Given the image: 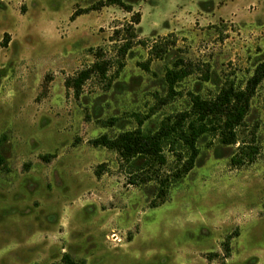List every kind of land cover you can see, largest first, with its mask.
Returning a JSON list of instances; mask_svg holds the SVG:
<instances>
[{"label":"rangeland","instance_id":"1","mask_svg":"<svg viewBox=\"0 0 264 264\" xmlns=\"http://www.w3.org/2000/svg\"><path fill=\"white\" fill-rule=\"evenodd\" d=\"M124 1L0 0V264H264V79L241 132L256 131V160L234 165L239 143L207 134L164 197L93 143L245 88L264 64V0ZM98 62L106 77L77 93ZM173 69L187 75L171 88ZM165 154L171 176L186 158Z\"/></svg>","mask_w":264,"mask_h":264},{"label":"trees","instance_id":"2","mask_svg":"<svg viewBox=\"0 0 264 264\" xmlns=\"http://www.w3.org/2000/svg\"><path fill=\"white\" fill-rule=\"evenodd\" d=\"M106 4H117L126 8L127 11H131V7L124 0H107ZM135 21H140L139 15ZM8 38L9 34H6L0 47L7 46ZM129 44L127 41L124 44V49L130 47ZM94 72L106 77L107 62L96 63L94 68L83 70L74 79L73 85L77 93ZM185 75L187 73L184 69L170 70L168 80L171 88ZM263 79L264 64L256 69L245 88L230 82L221 88L214 98L207 99L196 95L192 98L189 110L180 112L174 119L164 121L155 132H144L139 127L121 132L115 137L102 135L96 138L93 143L117 151L124 162L135 168L130 176L131 183L138 184L141 180L152 179V175L159 178L160 195L164 197L171 177H181L195 166L196 159L200 154L198 143L207 134L217 136L219 143L224 146L239 143L231 159L234 165H242L256 160L260 152L256 131L252 130L249 139L243 138L241 132L251 108V98ZM167 145L179 156V163L186 158L181 166H177L176 172L171 176L160 174L167 163L165 154ZM137 160H141V162L135 165ZM226 250H229L227 243ZM63 260L64 264H85L84 261H76L69 254H64Z\"/></svg>","mask_w":264,"mask_h":264}]
</instances>
